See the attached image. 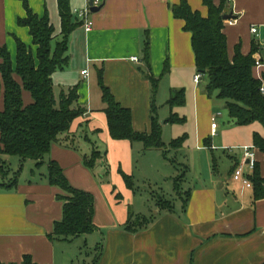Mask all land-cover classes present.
Returning <instances> with one entry per match:
<instances>
[{"label":"crops","instance_id":"0c3cea01","mask_svg":"<svg viewBox=\"0 0 264 264\" xmlns=\"http://www.w3.org/2000/svg\"><path fill=\"white\" fill-rule=\"evenodd\" d=\"M28 1L38 16L49 13L55 26V48L63 37L58 0ZM100 1L102 9L91 15L93 30L86 32L81 23L82 26H77L71 32L66 54L69 64L55 72L53 85L54 91L59 93L61 89L59 97L55 95L57 99L62 93L68 94L71 88L78 87L77 106L86 113L73 122L71 135L78 138L84 133L86 137L90 130L94 134L92 138L96 137L100 144H104L111 168V183L99 185L91 170L84 166L82 159L87 154L83 153L89 152L88 144L92 145L86 139L78 138V150L60 143L52 144L41 166L32 160L27 162L19 156H10L19 159L16 161L18 166L15 164L9 170L7 178L0 176L1 263L23 264L24 257L31 255L36 264H74L76 239L73 242L54 241L50 236L55 223L63 216V204L58 201L63 191L49 183V164L52 161L60 165L72 188L94 195L93 220L97 230L92 234L102 236L104 250L95 264H264V197L255 199L254 186L245 188L233 180L235 168L245 162L243 148H253L254 140L253 137L242 139L239 148L216 145L219 131L222 128V132L225 129L226 132L230 131L225 126L224 118H218L217 134L212 133L213 118L222 114L220 109L226 104L216 95L210 97L206 94L204 76L201 83L194 81V77L201 73L196 66L192 36L184 29L185 21L174 18L172 11L182 0ZM213 1L218 7L223 1L226 4V0ZM91 2L71 0L75 16L78 18L77 12L90 6ZM187 2L203 17L208 15V8L202 0ZM225 12L234 17L225 22L224 29L230 60L234 59L237 46L241 47L244 55H250L255 41L250 29L253 26L264 27V0H234L230 10L226 8ZM26 17L27 10L22 0H0V42L12 56L14 68L17 39L37 56L30 29L18 24L20 19ZM148 42L151 73L159 82L157 97L162 91V84L166 82L169 83V99L183 91L186 103L170 109V117L178 115L182 119L178 124L187 128L183 136H186L185 144L192 152L193 162L201 157L208 164L209 153L220 148L233 154L228 155V177L224 176L223 182L206 185L207 182L202 180V185L194 190H182L183 197L189 196H179L180 206L175 203L172 211H162L158 207L149 227L130 234L124 229L130 220V213L142 214L133 212L135 191L127 187L120 171L134 180V163L139 162L138 157L146 159L152 149L145 150L141 143L138 145L137 142L112 139L98 74L104 70V84L116 101L133 113V128L139 133H151L153 90L150 79L143 72L148 71L144 62V48ZM133 57H137L139 62L132 61ZM86 70H89V76L83 77L82 72ZM15 78L21 84L20 78ZM157 100L159 98H155V104ZM23 101L25 107L34 103L27 90L23 91ZM4 106L3 91L0 97L1 111ZM169 118L159 117L164 132L170 124L166 122ZM255 133L264 137L263 130L253 132V136ZM252 153L256 155L258 170L264 179V153L258 148H254ZM162 155L167 159L168 155ZM2 157L0 160L4 162ZM244 171L247 175L253 173L248 166L244 167ZM43 175L45 179H42ZM218 186L223 190L219 191ZM184 199H187V203Z\"/></svg>","mask_w":264,"mask_h":264},{"label":"trees","instance_id":"16d2710c","mask_svg":"<svg viewBox=\"0 0 264 264\" xmlns=\"http://www.w3.org/2000/svg\"><path fill=\"white\" fill-rule=\"evenodd\" d=\"M27 17L20 19L19 26H26L37 47L35 56L32 49L20 40L17 41L16 67H13L12 56L7 48L0 42V97L4 91V110H0V156H19L23 161L32 160L37 166L43 164L44 157L50 153L52 144L60 143L69 149H79L78 138L86 139L87 136L76 138L71 135L73 122L85 116L86 111L78 104V87L71 88L68 94L62 93L59 101L55 99L53 75L56 71L65 69L69 64L66 55L68 51L69 36L77 27L82 26L71 9V0H58V10L61 18L63 37L53 48L55 26L52 25L48 12L43 17L38 16L30 8L28 0H22ZM208 8V15L203 17L199 11L190 6L187 0H182L180 5L174 6V18L185 21V31L191 33L192 49L195 53L196 66L203 77H207L206 94L210 97L217 96L224 101L229 112L230 119L236 126L250 125L259 122L264 127V95L261 93L262 81L255 75L254 53L257 51L255 42L252 44L250 55H244L241 47H236V55L233 60L229 58L228 39L224 33L226 15L225 2L220 6L213 0H202ZM150 44L145 45V65L147 74L152 83L153 98L158 91L159 82L151 73ZM18 76L21 84L16 80ZM264 78V73H263ZM98 84L102 91V99L106 105L105 114L108 120V129L113 140H127L131 143L138 142L148 149L178 150L185 144L186 136L171 141L167 145L163 141V128L158 117L155 98L152 102V132L139 133L132 126L133 113L123 108L114 98L111 90L104 84V70L98 74ZM29 91L34 103L24 106L23 91ZM183 91L177 92L168 101L171 110L185 105ZM170 124H178L182 119L178 115H172L167 121ZM77 140V141H76ZM254 147L264 153V137L259 133L253 136ZM91 143V142H90ZM92 144V143H91ZM93 145V144H92ZM95 146V145H94ZM163 151L167 156L168 151ZM83 163L91 171L96 168H105L101 180L110 177L109 164L106 159V150L101 151L94 147L90 154L83 155ZM256 162L253 173L248 178L254 186L255 199L264 197V179L261 177ZM101 166V167H100ZM184 166V170H188ZM236 169V168H235ZM9 166L0 160V176L7 178ZM184 171V174L186 172ZM129 189H134L133 178L120 171ZM49 183L59 187L63 194L58 196L62 202L63 216L54 225L51 239L54 241L73 242L80 236L90 235L97 230L93 215L95 211V198L92 193L72 188L63 174L59 164L50 162ZM185 175L179 176L175 181V190L181 195V182ZM188 194V193H187ZM187 203V199H184ZM158 207L162 211H172L175 203L166 198L158 199ZM187 207V206H186ZM129 222L125 231L135 234L150 226L154 218L130 213ZM102 249V247H101ZM0 264L1 261H0ZM23 264H36L32 256H25Z\"/></svg>","mask_w":264,"mask_h":264},{"label":"rangeland","instance_id":"374dc122","mask_svg":"<svg viewBox=\"0 0 264 264\" xmlns=\"http://www.w3.org/2000/svg\"><path fill=\"white\" fill-rule=\"evenodd\" d=\"M226 8L230 10V5L227 4ZM203 81V84H206L205 86H207V77H204ZM168 90L169 83H163L162 91L159 94V97H157L159 88L154 96V98L156 99L159 98V100H157L156 102V108L158 116L161 119L169 118L171 114L170 107L167 104V101L170 100L167 97ZM60 92L61 89H59V93L56 90L55 95L59 97ZM55 99L58 100L59 98L57 99L55 97ZM222 102L224 103V101ZM220 110L222 111V117L218 118H224V120L226 121L225 126L230 131L226 132L225 129L222 132V128L219 131L216 145L222 147L227 146L239 148V146L243 143L242 139H251L253 137V132L256 131L262 132L263 130L264 132V128L259 122H253L252 124L245 126H236L230 119L229 112L227 111L226 107H224L223 109L221 108ZM186 132L187 128L183 127L180 124H178V126L168 124L163 135V140L165 143H167V145H169L172 140L177 139L179 136H183ZM88 134H90V142L93 145L88 144V148H90V150L89 152L83 154H90L94 145V147H99L102 152L106 150L104 144H100L96 137L92 138L94 134H92L90 130L88 131ZM137 144L141 145L138 142ZM187 147L188 144H185L178 150H170L167 153V159L162 157L163 151H165L166 149H152L151 153H149V155L144 160L141 157H138L139 162L134 163L135 177L133 183H135V199L134 207H132L134 213H139L149 218L152 217V215H155V213L158 211L157 202L159 198H166L176 203L177 206H180V195L177 193L174 187V181L179 176L185 175L184 182H181L180 184L182 190L185 191L194 190V188H196L197 186H201L203 181L207 182L205 183L206 185H218L219 182H223L224 176L228 177V155H231L233 153H229L228 150L220 148L218 149L219 151H214V153L212 154L209 153V163L207 164V160H202L201 157H198L196 161L193 162L192 152H190ZM6 158L12 160L13 163H10L11 161L8 162ZM2 159L7 163L10 169H13L15 167V164L16 166H18L16 162L19 159L18 157L7 156L2 157ZM27 162H31V160H28ZM185 165L189 167V169L186 171L184 170ZM190 167L192 169H190ZM104 169L105 168H103L102 171V168H96L94 171H91L99 185L104 183H111V174L109 178L105 179L104 181L101 180V177L105 172ZM110 169L111 168L109 167V171ZM184 171L186 172V174H184ZM43 178L45 179L46 176L43 175L42 179ZM218 189L219 191L223 190L219 188V186ZM103 234L105 236L106 231L103 232ZM99 238H101V241H99ZM75 241L76 242L74 248L76 249V257L74 258V264H95V262H98L100 260V257H102L104 253V250L101 249L102 236L98 237V235L91 233L90 235L80 236Z\"/></svg>","mask_w":264,"mask_h":264},{"label":"built area","instance_id":"2783aa9c","mask_svg":"<svg viewBox=\"0 0 264 264\" xmlns=\"http://www.w3.org/2000/svg\"><path fill=\"white\" fill-rule=\"evenodd\" d=\"M93 6L94 7H99L101 1L100 0H92ZM234 2V0H226V5H231ZM91 7L87 5L84 7V10L78 11V19L79 21L83 24L85 27L86 32H90L93 30V21L91 20V15L92 11L90 9ZM230 21V20H229ZM227 22V21H226ZM251 35L254 36L255 38V44L257 47V51L253 55V59L255 61V72H256V77L257 79L261 80L263 85L261 87V93L264 95V78H263V73L264 71V27H259V26H253L250 29ZM132 61L134 62H139V59L137 57H133ZM83 77H88L89 76V70H86L82 72ZM201 74H197L194 77V81L199 84L201 83ZM222 114H217L213 118V123H212V133L213 135L217 134L218 126H217V118L220 117ZM255 147L249 148V147H244V156H245V162L239 165L234 170L233 173V180L237 183L242 184L245 188H253L248 175L244 171V167L248 166L250 169L253 170L254 165L256 163V155L252 153Z\"/></svg>","mask_w":264,"mask_h":264},{"label":"water","instance_id":"95a60500","mask_svg":"<svg viewBox=\"0 0 264 264\" xmlns=\"http://www.w3.org/2000/svg\"><path fill=\"white\" fill-rule=\"evenodd\" d=\"M90 9H91V11H92V13H98L101 9H102V5H100L99 7H94L93 6V2H91L90 3ZM234 17H233V15L232 14H226L224 17H223V19L225 20V21H229V20H231V19H233ZM201 74H204V72H202Z\"/></svg>","mask_w":264,"mask_h":264}]
</instances>
